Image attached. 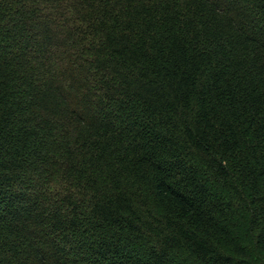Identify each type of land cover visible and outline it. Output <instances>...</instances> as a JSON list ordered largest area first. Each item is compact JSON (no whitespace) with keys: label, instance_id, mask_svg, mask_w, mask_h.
I'll list each match as a JSON object with an SVG mask.
<instances>
[{"label":"trees","instance_id":"obj_1","mask_svg":"<svg viewBox=\"0 0 264 264\" xmlns=\"http://www.w3.org/2000/svg\"><path fill=\"white\" fill-rule=\"evenodd\" d=\"M0 264H264V0H0Z\"/></svg>","mask_w":264,"mask_h":264}]
</instances>
